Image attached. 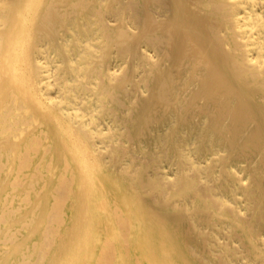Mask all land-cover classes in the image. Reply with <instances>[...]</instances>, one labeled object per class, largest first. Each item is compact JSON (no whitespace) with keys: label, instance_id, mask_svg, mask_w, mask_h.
Returning <instances> with one entry per match:
<instances>
[{"label":"bare ground","instance_id":"1","mask_svg":"<svg viewBox=\"0 0 264 264\" xmlns=\"http://www.w3.org/2000/svg\"><path fill=\"white\" fill-rule=\"evenodd\" d=\"M0 264H264V0H0Z\"/></svg>","mask_w":264,"mask_h":264}]
</instances>
